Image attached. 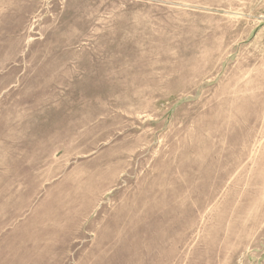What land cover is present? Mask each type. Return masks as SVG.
I'll use <instances>...</instances> for the list:
<instances>
[{"label":"rangeland","instance_id":"374dc122","mask_svg":"<svg viewBox=\"0 0 264 264\" xmlns=\"http://www.w3.org/2000/svg\"><path fill=\"white\" fill-rule=\"evenodd\" d=\"M0 264H264V0H0Z\"/></svg>","mask_w":264,"mask_h":264}]
</instances>
